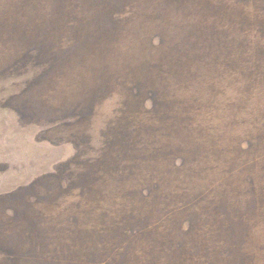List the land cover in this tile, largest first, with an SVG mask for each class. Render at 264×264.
Here are the masks:
<instances>
[{"label":"rangeland","instance_id":"obj_1","mask_svg":"<svg viewBox=\"0 0 264 264\" xmlns=\"http://www.w3.org/2000/svg\"><path fill=\"white\" fill-rule=\"evenodd\" d=\"M81 1L0 0V264H118L125 243L156 264L132 219L156 196L177 264H264V0L55 23Z\"/></svg>","mask_w":264,"mask_h":264},{"label":"trees","instance_id":"obj_2","mask_svg":"<svg viewBox=\"0 0 264 264\" xmlns=\"http://www.w3.org/2000/svg\"><path fill=\"white\" fill-rule=\"evenodd\" d=\"M83 1L87 2V7L83 6L84 3ZM130 0H101L102 3H97L98 0H82L81 2H79L78 5H73L71 7H68L67 4L65 2H60L56 8L54 9L56 12V17H55V23L56 22H65L68 19L69 14L70 15H74L76 9H80V14L82 15L83 13H86V10L92 11L93 14L94 12H98V15H96V17L101 18L102 16H106L107 19L110 18V20H115L119 14H121L126 8L130 7ZM133 1V0H131ZM62 3V4H61ZM73 7H76L75 9H73ZM78 7V8H77ZM59 8V10H58ZM118 11V12H115ZM102 14V15H101ZM79 23H82V20L79 19ZM60 24V25H61ZM92 25V24H88L87 26L81 24V29H78L79 31L81 30V35L79 36L80 39L84 38L85 35H87L88 33H90V30L92 29L89 28L88 26ZM58 27V26H57ZM89 29V30H87ZM88 31V32H87ZM87 32V33H86ZM75 35V34H74ZM181 179H179L180 181ZM173 187H175L173 196H174V200H172V202L181 205L183 203L185 210L190 207H194L195 205H192L193 203L187 204L189 203L187 200L189 199V193H187V190L183 192H181V194H177L175 193L176 188H180V185H175L173 183ZM157 188H160V193L158 195H161L163 193L167 194L168 192H166V189L164 186H158ZM150 197V196H149ZM146 200V201H145ZM144 201L140 202L141 204L139 206H136V210L134 209L135 212L132 213V219H134L135 221H139L144 223L143 225L146 226V228H141L140 230H138V232L136 233V241L137 243L141 244L144 243L145 241L148 243H144V247H147L149 245H151V243L154 242H159L162 243L163 246H158L156 247V249H159V251L155 250L156 253L159 255L160 257V261L157 262L156 264H177L176 262L179 261L180 257L183 255L181 253V249H177L175 248L174 250L170 249L169 245V240L170 239H176V236H171L170 233H168L169 230L166 229H160L159 231L156 229V232L159 233V235H157L154 239L150 240L149 235H151L150 230H148L147 226L154 222V220L158 218V214L160 216L161 219V213H163V208L165 206H168V202H167V198L165 196L164 200L158 198L156 196V198H146ZM183 210L182 206L177 208L176 210ZM167 210V209H166ZM174 210V211H176ZM196 210V209H195ZM194 211V210H193ZM120 229H124L123 227H119L117 229H115V231H117V233H123V230ZM125 235V232L122 234ZM123 238V237H122ZM192 240H190V243ZM127 243L123 244V246H121L120 248V252L118 253L117 251L115 252V256L117 259H124V262L126 261V259L130 256L128 250L132 249V247L134 246H127ZM180 245V244H179ZM182 245H185L184 243ZM171 246V245H170ZM150 248V246H149ZM148 248V249H149ZM138 254V251H137ZM144 252H142V256H143ZM153 254V255H154ZM147 255H149L147 253ZM136 258V257H135ZM137 259V258H136ZM153 260H156V256H153ZM182 260V259H181ZM123 262V263H124ZM118 264H123L121 263V261L117 262ZM150 263H153V261L150 259Z\"/></svg>","mask_w":264,"mask_h":264}]
</instances>
